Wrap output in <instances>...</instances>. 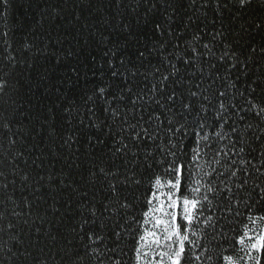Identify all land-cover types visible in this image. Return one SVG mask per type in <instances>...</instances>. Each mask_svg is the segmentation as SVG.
<instances>
[{"label":"snow or ice","instance_id":"1","mask_svg":"<svg viewBox=\"0 0 264 264\" xmlns=\"http://www.w3.org/2000/svg\"><path fill=\"white\" fill-rule=\"evenodd\" d=\"M253 3L136 0L151 36L131 23L121 29L134 45L101 35L100 82L62 109V146L86 145L87 166L77 147L60 175L43 160L34 176L20 169L22 61L0 32V264H264V14ZM9 7L0 0V16ZM54 205L67 209L59 223L25 239Z\"/></svg>","mask_w":264,"mask_h":264},{"label":"trees","instance_id":"2","mask_svg":"<svg viewBox=\"0 0 264 264\" xmlns=\"http://www.w3.org/2000/svg\"><path fill=\"white\" fill-rule=\"evenodd\" d=\"M9 2L10 7L5 16H0V32H9V40L16 49L18 59L22 61L18 65L19 82L15 84L18 94L14 97L15 119L18 124L13 127V131L23 130L19 145L24 149L25 155L20 169L34 176L40 170H34L35 165H40L43 160L45 172L55 171V174L60 175L62 171H68L65 157L74 159L77 147L81 149L80 162L87 166L88 158L84 155L86 145H73L72 148L62 146V138H67L72 131L63 119L62 109L72 100L81 104V95L100 82V66L104 64V45L99 43L101 35H109L120 45H124L126 41L134 45L133 38L121 29L123 24L131 23L132 32L146 43L151 36V23L146 20L150 21L151 17H144L142 8L138 13L132 11L136 0H123L120 4L116 0ZM57 6L62 9L58 18H44V9L51 11ZM249 11H255L257 16L264 14L259 9L258 0H254ZM259 40L260 37L257 36V42ZM25 42L34 46L27 53L21 54L20 50ZM125 50L134 52L135 46ZM93 56L95 60H92ZM45 117H48L47 121ZM53 126L57 132L50 140L49 133ZM48 198L52 200L51 195ZM57 207L59 205H54L50 210L45 207L49 215L44 218L43 224L33 214L31 220L35 223L30 222L26 226L25 239L29 232L35 237L38 229L46 238V232L50 228L47 221L55 219L59 223L67 211L61 207L56 214ZM40 216L43 217L44 212ZM65 224H68L67 220ZM32 242L35 243V240Z\"/></svg>","mask_w":264,"mask_h":264}]
</instances>
